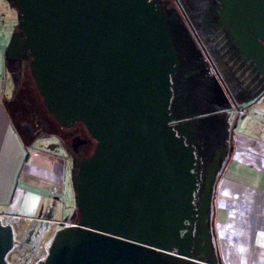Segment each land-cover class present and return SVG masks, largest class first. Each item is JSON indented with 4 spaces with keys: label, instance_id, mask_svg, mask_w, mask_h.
<instances>
[{
    "label": "water",
    "instance_id": "water-1",
    "mask_svg": "<svg viewBox=\"0 0 264 264\" xmlns=\"http://www.w3.org/2000/svg\"><path fill=\"white\" fill-rule=\"evenodd\" d=\"M11 1L10 54L28 52L47 110L65 126L82 121L97 141L74 172L79 222L57 229L36 264H219L209 218L226 147L196 202L197 139L171 124L178 58L158 1ZM222 7L221 26L264 80V0ZM17 242L0 216V264H13Z\"/></svg>",
    "mask_w": 264,
    "mask_h": 264
},
{
    "label": "crops",
    "instance_id": "crops-1",
    "mask_svg": "<svg viewBox=\"0 0 264 264\" xmlns=\"http://www.w3.org/2000/svg\"><path fill=\"white\" fill-rule=\"evenodd\" d=\"M16 21L14 3L0 0V216L12 224L23 217L29 223L47 208L46 202L59 199L66 175L64 161L31 141L29 129L39 113L34 95L40 92L28 80L32 74L27 75L23 58L10 54ZM21 89L31 97L27 109ZM257 117L258 134L229 124L232 138L215 181L209 218L211 255L219 264H264V113ZM26 120L31 122L27 127ZM26 210L33 214H23Z\"/></svg>",
    "mask_w": 264,
    "mask_h": 264
},
{
    "label": "flooded vegetation",
    "instance_id": "flooded-vegetation-1",
    "mask_svg": "<svg viewBox=\"0 0 264 264\" xmlns=\"http://www.w3.org/2000/svg\"><path fill=\"white\" fill-rule=\"evenodd\" d=\"M157 1L159 9L167 17L168 31L178 58L175 75L171 77L173 96L170 108L171 113L175 117L171 124L175 128H179L187 143L190 142V138L197 139V141L193 142L197 151L201 129L200 119L216 113L211 110L212 104H214L213 106L220 107V112L233 108L241 115L242 111L247 112L246 110H251L254 106H257L258 102L264 99V80L262 76H258L257 71L254 72L253 69H250V64L252 63L247 62L246 58L242 57V51L232 41L228 31L221 26L222 0ZM21 53L19 56L23 58L26 73L28 70L31 72L29 53L24 50ZM247 74L250 77V81L247 80L246 82L244 77ZM31 78L35 82L33 76ZM28 80L30 81V77ZM194 82L202 86L208 83L215 89V94L205 96L204 102L206 105L203 102L202 107L198 105L196 96H194ZM25 89H21L24 93L22 95L24 106L28 105L31 101V97H29V93ZM40 105L39 102H36L38 108ZM39 111L41 112L40 109ZM45 117V114L40 116V113L35 116L39 120V124L41 121L46 123V125L42 123L44 127H50L52 122L50 119L48 121ZM55 124L72 128L68 137L66 135L65 137L68 138L69 147L74 156L73 169L68 171L70 175L71 173L74 175V172L78 169L79 162L93 153L97 141L82 121H75L71 126H65L59 121ZM27 125L28 123L25 124L26 127ZM35 129L34 126V129L29 130L35 134ZM232 133L233 131L229 134L227 131L223 130V132H219L218 130V137L212 140H215V143L221 149L225 147L227 149L226 144L230 145L229 141H231ZM224 155L225 153L222 155V159ZM58 157L60 158L62 156L59 154ZM197 164L200 169V180L204 184L207 171H204V175L202 174L203 177L201 175V166L198 158ZM68 171L65 175L64 184L68 183L70 177H68ZM199 190L200 184L198 187ZM202 190L203 187L198 194L196 193V202H198ZM51 200L55 202L52 203L49 201L47 208L42 209L39 214L40 216L31 219L29 223H24L23 221H20V223L16 222L17 228L15 231L18 242L10 252L11 255H8L9 260L13 264L28 260V254L32 252L33 248L37 249L41 247L42 240L52 231V227L55 225L54 222L57 224L55 225L57 228L79 222L78 209L71 218L65 220L58 219L56 216L65 210L66 200L62 201L60 198ZM42 219L50 221V224L45 223V220L43 222ZM33 226L36 227L33 228ZM197 226L198 222L194 225L191 233L196 234ZM56 227L54 231L57 229ZM186 232L182 231V234L184 235ZM193 251L198 259L205 257L201 253L202 251L197 248L193 249Z\"/></svg>",
    "mask_w": 264,
    "mask_h": 264
},
{
    "label": "rangeland",
    "instance_id": "rangeland-1",
    "mask_svg": "<svg viewBox=\"0 0 264 264\" xmlns=\"http://www.w3.org/2000/svg\"><path fill=\"white\" fill-rule=\"evenodd\" d=\"M195 1V0H194ZM15 11H16V22L19 23L18 17H19V11L17 9V6L15 5ZM251 68L254 70V65L250 64ZM255 72V70H254ZM27 74L29 76V70L27 71ZM259 76V75H258ZM30 77V76H29ZM245 81L247 80L250 81V77L247 74V76L244 77ZM32 79L30 78V83H32ZM34 86V84H33ZM205 90V91H204ZM34 94L36 93L35 87L33 88ZM193 91H194V96H196V100L199 106L202 107V104L204 102L205 96L206 95H213L215 94V89L210 86V84L206 83L205 85H201L197 82H194L193 86ZM206 92V93H205ZM35 99H38V102L40 105L39 109L41 112L38 110L40 113V116L42 114H45V118L49 121L51 120V126L50 127H44V125L39 120L34 118V126H35V134L32 137L31 141H34L40 150H49L52 152L53 155H55L62 163L64 160L63 165L65 166V171L67 173L68 170L73 169V154L71 153V148L69 147V141L68 138L65 137V135L68 137V135L71 133L72 128H67L63 127L60 124H55L57 121L53 118V115L50 114V112L45 108V105L43 104V96L41 94H38L37 98L34 95ZM31 105V102L28 103V105L25 106V109L29 108ZM204 105L205 102H204ZM211 106V110L215 111L216 113L205 116L200 119L201 122V129H200V137L198 140V145H197V158L198 161L200 162L201 166V175L206 172L211 165L212 161L214 160L215 155L217 152L221 150L219 145L215 143V140H212L214 138L218 137V130L219 132L223 130L229 132L230 131V125H236L238 131L241 130V132H248L247 130H251V133L255 132L256 134L259 133L260 131V119H258L257 116L261 115L264 113V99L261 100V102H258L257 106H254L251 110L248 109L245 111H242L241 115L237 111H235L233 108H227L228 110L224 112H220V107L218 106ZM207 112V111H205ZM26 115V114H25ZM15 118V116H14ZM41 118V117H40ZM16 119V118H15ZM20 120L23 121V118L20 117ZM25 123H31L30 121L26 120ZM24 124V122H23ZM46 125V123H44ZM38 125V126H37ZM41 125V127H40ZM50 125V124H49ZM54 127V129H53ZM57 127V128H56ZM56 128V129H55ZM237 131V132H238ZM255 133L253 135H255ZM26 135V133L24 134ZM239 135V133H238ZM27 137V136H26ZM212 140V141H210ZM67 146V147H65ZM61 155L62 157H58V155ZM211 162V163H210ZM73 171V170H72ZM207 173V172H206ZM204 175V174H203ZM202 175V176H203ZM70 176V177H69ZM206 176V174H205ZM68 183L64 184V192L60 196V199L63 201L66 200V207L63 212L58 214L56 217L58 219H67L71 218V216L77 211V204H76V192L74 190V185H73V179L74 175H70V172L68 171ZM204 177V176H203ZM203 187V183H200V190ZM197 191V194L200 192ZM48 201V200H47ZM49 202V201H48ZM52 203H54V200H51ZM46 207H47V202H46ZM3 207L1 212H3ZM23 213V212H22ZM23 214L32 215L33 211H24ZM6 216V215H5ZM19 219L15 221L13 224L14 230H16L17 225L16 222H18ZM20 220H27L26 217L21 218ZM10 221L8 217H6L5 222ZM54 222V221H53ZM55 225H57L54 222ZM52 227V231L47 235L45 239L42 240L41 242V247L35 249L33 248L32 252L28 254L29 258L28 260L23 261L22 263L18 262L17 264H36L39 259L43 258L47 250L52 242L53 236L56 231H54V228L56 226ZM9 255H11L9 253Z\"/></svg>",
    "mask_w": 264,
    "mask_h": 264
},
{
    "label": "trees",
    "instance_id": "trees-1",
    "mask_svg": "<svg viewBox=\"0 0 264 264\" xmlns=\"http://www.w3.org/2000/svg\"><path fill=\"white\" fill-rule=\"evenodd\" d=\"M224 166V165H223ZM223 166H222V168H223Z\"/></svg>",
    "mask_w": 264,
    "mask_h": 264
}]
</instances>
